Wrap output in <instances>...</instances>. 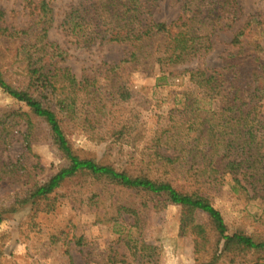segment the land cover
Listing matches in <instances>:
<instances>
[{"label":"trees","instance_id":"obj_1","mask_svg":"<svg viewBox=\"0 0 264 264\" xmlns=\"http://www.w3.org/2000/svg\"><path fill=\"white\" fill-rule=\"evenodd\" d=\"M160 1L79 0L59 24L64 37L76 47L124 46L125 57L110 67L111 70L132 64L149 75L156 71L159 80L164 79L165 74L187 75L206 98L220 96L224 100L217 125L211 124L205 116L189 122L185 134L183 128L176 137L180 138L178 145H182V149L173 155L158 138L148 160L142 157L139 163L131 164L130 170L81 159L67 141L62 123L76 118L82 110L84 97L90 94L94 98L97 90H93L87 79H76L66 65L67 52L50 40L49 33L55 20L49 3L46 0L26 1L25 8L29 9L32 18L27 28L8 25L0 10V90L27 109L26 112L15 111L0 120V146H5L16 125L22 124L25 127L24 149L30 151L35 141V124L41 121L62 162L45 182L29 186L10 206L0 207V223L4 215L28 204L48 200L66 184L76 188L80 196L86 191L90 201L99 198L105 190L118 189L156 199L164 206H179L182 211L180 229L190 228L195 235V253L204 250V245L211 239L208 253L212 250V255L199 264H218L222 259H228L229 264L255 263L258 258L254 262L248 258L255 255L264 258V240L254 242L242 234H228L222 215L203 191L228 175L232 178L231 190L235 194L247 197L248 188L257 193L264 192V116L259 111L264 99V47L249 40L257 33L259 23L253 16L244 22L229 43L231 50L223 58V66L219 70L210 69L203 60L213 51V33L217 29H228L235 20L234 11L237 13L238 10L233 0H173L179 5L180 14L169 23L154 19ZM5 55L7 62L3 63ZM192 63L199 64L189 69L187 66ZM241 63H246L247 68L238 69ZM178 68H181L179 72ZM245 70L252 90L246 89V84L242 85L239 80ZM12 78H15L14 82ZM118 91L108 96L115 100L113 95L118 94L122 102H127L130 94ZM97 95L98 103L109 101L107 95ZM9 118L12 119L9 121ZM135 122L118 130L110 129V137L137 149L144 138V130ZM190 132L194 134L192 137ZM17 167L0 161V183L16 176ZM159 168L164 169L163 174H152ZM169 172L173 174L170 176ZM176 176L186 185L173 186L171 181ZM110 206L111 219L114 220L117 214L120 217L129 215L133 218L130 228L135 229L140 223L139 207H158H138L133 202L122 205L115 201ZM197 215L205 216L207 225L197 223ZM209 234L211 237L208 238ZM125 239L130 253L146 254L139 256V262L155 264L147 254L153 248L129 234Z\"/></svg>","mask_w":264,"mask_h":264},{"label":"rangeland","instance_id":"obj_2","mask_svg":"<svg viewBox=\"0 0 264 264\" xmlns=\"http://www.w3.org/2000/svg\"><path fill=\"white\" fill-rule=\"evenodd\" d=\"M26 1L0 0V10L4 12L8 25L27 28L31 24L29 9L25 8ZM46 1L53 10L55 20L49 33L50 40L67 52L66 65L76 79H87L93 90H97L94 98L90 94L84 97L80 106L82 110L76 118L62 123L67 141L76 156L118 170H130V166L139 163L142 157L148 160L158 138L173 155L182 149V145H178L181 140L176 137L184 129L185 134L189 122L197 121L201 116H205L211 124L217 125L220 122L224 101L220 96L206 98L202 90L189 81L187 75L165 74V78L159 80L160 75L156 71L149 75L143 68L132 64L111 70L110 67L125 57V47H76L64 37L59 24L64 14L79 0ZM233 3L238 10L237 13L234 11L235 20L228 29H217L213 33V51L203 60V64L210 69L219 70L223 66V58L231 50L229 43L234 33L251 16L259 24L257 33L250 36L249 40L264 47V0H233ZM179 14V5L175 1L161 0L154 12V19L169 23ZM2 62H7V55ZM199 63L187 67L192 69ZM243 68H247L246 63L238 66V69ZM180 70L178 68L177 72ZM245 72H242L243 76L239 80L242 85L246 84V89L252 90ZM14 80L11 79L12 82ZM115 90H119L118 93L127 91L130 94L129 100L122 102L118 94L113 95V100L108 95ZM97 93L107 95L109 101L98 103ZM20 110L27 111L23 104L15 102L0 90V120ZM259 111L264 116V99L260 102ZM134 121L137 127L144 130V138L137 149H131L125 141H115L116 137H110V129L118 130ZM35 126V141L30 151L24 149L25 127L22 124L16 125L8 137V143L0 146V161L18 166L16 176L0 183V207L10 206L29 186L45 182L62 164L44 124L37 121ZM193 135L190 134L191 137ZM163 172L164 169L159 168L152 174L156 176ZM168 174L171 176L173 172ZM173 180L171 182L177 188L186 185L177 176ZM232 184V178L226 175L203 192L222 215L228 234H242L254 242L264 240V192L257 193L248 188V196L244 197L231 190ZM83 193L80 196L76 188L66 184L48 200L28 204L14 213L4 215L0 223V264H147L138 261L141 254L146 255L144 252L133 255L127 250V234L153 248L147 254L155 264H199L209 260L212 255V250L208 253L211 239L204 245V250L195 253V235L190 228L185 231L180 229L182 211L179 206H164L156 199L118 189L105 190L92 201L86 191ZM114 201L122 205L133 202L138 207H158H139L140 223L135 229L130 228L133 218L129 215L120 217L117 214L114 220L110 218V205ZM196 222L207 225L203 215H197ZM248 259L252 262L258 260L251 264H264L262 255ZM218 264H229V260L222 259Z\"/></svg>","mask_w":264,"mask_h":264}]
</instances>
